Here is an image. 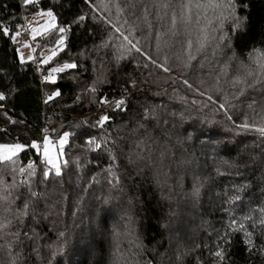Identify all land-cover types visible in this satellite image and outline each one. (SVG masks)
Wrapping results in <instances>:
<instances>
[{
    "label": "trees",
    "instance_id": "obj_1",
    "mask_svg": "<svg viewBox=\"0 0 264 264\" xmlns=\"http://www.w3.org/2000/svg\"><path fill=\"white\" fill-rule=\"evenodd\" d=\"M162 1L163 4L160 0H35L25 5L23 0H0V93L6 97L0 101L4 105L0 109V129H7L0 131V143L30 144L35 140L41 144L44 135L57 143L64 131L70 133L63 148L60 177L41 163L43 153L37 155L34 149H24L17 158V166L27 169L29 163L35 165V174L29 178L33 188L45 193L49 204L59 201L52 209L53 215L39 226L43 264H47L49 245L62 248L56 257L58 264H125L133 258L143 262L155 259L153 249L164 251L170 238L173 259L177 249L189 251L183 264H196L197 258L203 264H213L215 252L224 248L229 259L223 264H248L247 242L239 224L244 222L251 230V222L245 221L244 216L258 220L264 210V154L261 146H257L260 140L255 133L233 136L224 131L226 126H232V121L219 104L227 98V112L236 123L258 120L257 114L262 113L264 85L247 88L245 95L237 99L238 89L243 85L233 86L231 81L241 71V61L251 63L249 57L256 55L254 49L264 51V0H236L235 15L243 18L241 26L233 30L234 21L227 20L222 30L209 29L210 39L203 49L197 38L205 21L201 19L198 25L193 15V23L185 25L180 0ZM40 11H51L57 24L41 37H35L41 40L36 50L39 59L43 50L57 48L56 41L61 36L64 39L63 48L44 63L43 75L66 63L77 64L76 69L53 73L56 84L40 81L33 59L21 62L18 53L22 42L16 37L25 31L26 17ZM208 16L211 18L212 12ZM5 26L10 28L7 35L2 31ZM60 28L65 31L61 33ZM124 36H128L127 41ZM132 44L152 59L136 52ZM190 55L194 59H189ZM226 62L229 67L225 70ZM160 64L172 71L165 72L157 66ZM98 76L110 83H101ZM182 76L191 88L181 82ZM132 79L137 81L136 88L129 86ZM94 82L98 89L95 93L91 91ZM56 91L62 95L45 100V95ZM209 94L216 103L208 100ZM77 96L80 102H76ZM105 97L110 101L128 97L127 114L102 104ZM149 105L160 106L158 111L170 119L169 114L175 113L177 121L183 114L180 130L191 139L172 149L175 157L183 154L191 160L182 169L183 188L174 184L175 176L168 179L163 175L169 171L164 167L159 185L152 178L151 168L146 170L147 179L137 178L135 183L127 178L131 169H121L119 176L124 181V190L113 189L109 184L112 175L108 172L107 154L95 148L88 150L85 134L96 133L99 143L104 129L91 125L96 124L100 115L107 114L112 117L109 125H127L119 131L105 126L112 136L123 137L121 159L129 152L147 157L151 148L155 160L164 138L156 143L148 141L143 130L141 135L131 132ZM145 123L150 129L155 128V121ZM152 135L159 137L160 129L155 128ZM141 140L145 144L137 147ZM245 144L251 147L241 152ZM249 151L253 152L252 158L247 155ZM168 163L166 160L165 164ZM217 166L224 175L217 174ZM0 169L9 185L15 178L18 187L13 191L23 193L18 201L22 203L27 192L19 185L25 175L13 174L8 164H0ZM44 169L49 171L46 180L42 175ZM194 178L202 184L195 202L185 198V193L191 192ZM169 185L174 189L171 200L166 198ZM241 185L247 188L239 191V200L232 201ZM106 197H111L107 203ZM39 207L44 208L43 201ZM5 216L10 218L11 214L0 212V218ZM94 217L97 223L91 224ZM231 218L237 221L235 231L229 227ZM53 220L56 231L49 232ZM17 227L19 221H14L12 230ZM58 231H64L65 237L58 239ZM31 245V241L24 242L26 254L31 252ZM0 259H7L4 250H0ZM256 259L259 264V258ZM31 264H41L35 253Z\"/></svg>",
    "mask_w": 264,
    "mask_h": 264
},
{
    "label": "snow or ice",
    "instance_id": "obj_2",
    "mask_svg": "<svg viewBox=\"0 0 264 264\" xmlns=\"http://www.w3.org/2000/svg\"><path fill=\"white\" fill-rule=\"evenodd\" d=\"M23 3L25 5L27 4H33L35 3V0H23ZM167 7V5H165ZM180 8H181V20L185 25H190L193 23V15L196 16V24H200V20L203 19L205 23L203 25H200V34L198 35L197 42L199 43L200 49H203L207 42L210 39V32L209 29H211L212 32H215L217 30H222L224 22L227 20H233V30L239 28L241 26V21L243 18L236 17V0H180ZM193 9H195V13L193 12ZM212 12V17L209 18L208 13ZM45 14L48 17L51 18L48 25H45V27H51L54 26L52 24V21H54L55 17L53 16V13L51 11H48L47 13H41ZM81 20L84 19L83 16L80 17ZM175 16L173 17V23L175 24ZM215 23V27H213V24ZM2 31L5 35H7L10 31V28L8 26L3 27ZM36 29H33V32H36ZM59 31L63 33L65 31L64 28H60ZM18 34V33H17ZM123 35V34H121ZM124 40H128V36L123 37ZM215 38V37H212ZM219 39H223V36L219 37ZM131 44V41H129ZM57 48H63L64 46V39L61 36L56 41ZM132 48H135L136 52L141 53L142 55H145L147 59L151 60L152 58L150 56H147L146 53H143L139 47H137L135 44L131 45ZM57 48H54L52 50V56H49L42 60V63H46L48 60H51L53 56L57 53ZM189 48H191V42H189ZM131 49H129L130 51ZM256 52L255 56L249 57L251 63H245L241 61L239 65V69L241 71L238 72L237 75H235L232 78V84L233 86L236 85H243V87L238 89V95L237 99H239L240 96L245 95L247 88H255L257 85H264V51H261L260 49H254ZM31 59V57H29ZM189 59H194L191 55L189 56ZM21 62H23V57H21ZM153 63H156V61H152ZM95 63V62H94ZM158 67H162L165 72L172 71L171 68L165 66V64L157 65ZM189 65L185 64V67H188ZM139 67V65H137ZM144 67H147V65H144ZM229 67L228 63L226 62L224 65V69L226 70ZM77 64L76 63H66L63 65V67H56L52 68L51 71L48 73V75L45 77L46 81L51 82L52 84L57 83L56 77L53 75V73H60L63 72L64 69H76ZM98 80H100L101 83H110L109 80L106 78L97 77ZM181 82L185 85H187L189 88L192 87V85L189 83V81L185 78L181 79ZM219 82V81H218ZM173 83H175V80H173ZM130 87L136 88L137 81L135 79L130 80ZM83 91V90H81ZM93 93L97 92L98 89L95 87V82L93 85V88L91 89ZM128 91V86L124 87V92ZM201 95H205L204 92L200 93ZM62 93L60 91H56L51 93L48 96V100H52L53 97L61 96ZM130 93L128 96L130 97ZM208 100L212 101L213 103H216L217 101L213 99L212 95L207 96ZM6 97L4 94L0 93V101H4ZM80 96H77L76 102H80ZM48 101H45L47 103ZM101 103H107L109 107H113L117 111H122L125 114L128 112V108L126 107L128 103V97H122L115 101H110L107 97H105ZM255 103V101H253ZM228 104L227 98H225V103L219 104V108L225 110V114L227 115V119L229 121H232L231 127H225L224 131L226 133H232L233 136L240 135L241 133H247V132H253L255 133L260 140V144L257 146H261L262 154H264V108H262V113H258L259 119L252 120L251 122H241L236 123L233 121V118L230 114L227 112L226 105ZM249 107H252V104L249 105ZM4 105L0 104V109H3ZM158 108L160 106L158 105H149L144 108L143 116L140 120H137L135 122V125L132 127L131 132L135 133L136 135H141V130H143V135L147 137L148 141L159 143L161 137H163V143L160 148L159 156L153 160V157L151 155L152 149L149 148V155L145 157L141 153H133L129 152L126 157L121 159V155L124 151L123 145L120 143V141L123 139V137L120 136H112L111 132L108 131V128L105 127L106 125H109V122L112 120V117L107 114L100 115L99 119L96 121V124L91 125V127L95 128L99 126L100 128L104 129L103 135L99 137L100 142H97V134L96 133H86V147L88 150H92L95 148L96 150L104 151L108 156V163L109 168L108 172L110 175H112V179L109 180V184L112 186L113 189H119L120 191H123L122 185L124 184V181L120 178L119 173L121 169H127L130 168L131 171L128 173V179L135 183L137 181V178H139L140 181H143L147 179L146 176V170L151 168L153 170V180L156 184H160L159 176L161 174V170L164 167H168L169 171L164 172L163 175L168 177V179H172L173 176H175L174 184L176 186H179L180 188H183L184 184V178L185 173L182 171L184 166L191 163L190 159H187L181 154L179 157H175V154L172 153V149L175 148L177 145L183 146L188 140L191 139L190 136L186 134V132L182 133L181 123L183 120V114L180 115V121H177L176 114L171 113L169 116L163 115L160 111H158ZM7 115V113H5ZM208 118L205 117V120ZM155 121V128L160 129V136H153L152 132L155 130L150 129L148 125L145 123V121ZM13 123H23V121H12ZM131 121H129L130 123ZM110 127H116L117 130H122L127 127L126 124L122 125H109ZM0 131L7 132V129H0ZM47 131V130H45ZM70 133L67 131H64L62 135L59 138V153H63L64 145L68 142ZM43 145L39 144L37 141L33 140L30 144H23L18 142H12V143H0V164H8L10 165V171L15 174L19 173L21 175H25V180L20 182L19 187H23L26 189L27 196L23 199L22 203H18L20 200L21 195L23 193H20L17 189V185L14 182L9 185L4 179H3V169H0V212L3 213H10V218L8 216H5L3 218H0V241H4L3 243H0V250H4L5 254L7 256V259H0V264H31V256L33 253L36 254V257L38 260L41 261V264H43L44 257L41 254V245L39 241L43 238L41 233L42 229L39 228V226L47 222L49 220V217L53 215L52 209L55 207V203H59V201L54 202L53 204H49L47 202V196L43 192L36 191L33 186L32 182L29 179L32 177L35 173L33 171L35 165L33 163H29L27 169H25L23 166H17V158L18 154L22 152L26 148H31L36 150L37 155L42 152L44 156V163L45 165H50L54 171L55 175L57 177H60L62 175L60 164L58 163V159L56 157H53L51 155V150L49 147V136L44 135L42 137ZM173 140L175 143H173ZM141 144H145V141L141 140L140 143L137 144V147H140ZM103 146V147H102ZM251 146L248 144L244 145V148L241 149V152H244L245 150L249 149ZM117 149H119V153L117 152ZM170 154H172L170 156ZM247 155L249 158L253 157V152L249 151L247 152ZM168 160L169 163L166 165L165 161ZM66 163V162H65ZM221 163L228 164V161H222ZM173 166L175 168V171L173 172ZM234 166V165H229ZM113 170H115L116 175H113ZM217 174L224 175L223 172H221V169L219 166H217ZM42 175L44 180H46L49 177V171L44 169L42 170ZM43 183L44 181H40ZM167 183V181H165ZM201 182L199 180H196L194 178V182L192 185L191 192L185 193V198H190L193 202L197 201L200 196V189H201ZM246 185H241L239 189L237 190V193L234 194L231 197L232 201H236L240 199L239 191H242L246 189ZM174 189L172 185H169V194L166 197L167 199H174L172 193ZM111 199V197H106L104 199V202L107 203L108 200ZM44 202V208L41 209L39 207L40 202ZM2 204H7V207H2ZM56 215H59V213H55ZM75 215V214H73ZM245 221H250V228L245 227L244 222H241L239 224V230L243 232L244 238L247 242V248L248 251V264H257V257L259 258V264H264V210H262V214L260 218L254 219L250 215L244 216ZM14 221H19V227L15 228V230H12ZM53 227H50L48 229L49 232L56 231L55 228V221H51ZM91 224H96L97 220L96 218H92L90 221ZM237 221L235 218H231L229 222V227L235 231V225ZM4 229H8V231H4ZM227 234V233H226ZM64 231H58L57 237L64 238L65 237ZM5 236L10 237V239L5 240ZM255 237V239H253ZM222 241L224 240V237H220ZM25 241H31V252H28L26 254V251L23 247V244ZM62 243H66V241H61ZM50 248V254L47 257V264H58V261H56V257L61 253L62 248L60 246H57L55 248H52L50 245L48 246ZM217 248H220V245H217ZM171 249V238L169 239V245L167 248L164 249V251H159L158 248H154L153 252L155 253V259L151 260H145L141 262L140 260H137L133 258L130 261H125V264H165V261H167V264H183L184 257L189 255V251L185 250L183 252L177 251L175 252V259H173V255L170 254ZM227 248H224V250L216 251L215 252V260L213 264H223L224 260L229 259V257L226 255ZM139 255V254H137ZM196 264H203V261L197 258Z\"/></svg>",
    "mask_w": 264,
    "mask_h": 264
},
{
    "label": "rangeland",
    "instance_id": "obj_3",
    "mask_svg": "<svg viewBox=\"0 0 264 264\" xmlns=\"http://www.w3.org/2000/svg\"><path fill=\"white\" fill-rule=\"evenodd\" d=\"M162 2L163 1L160 0V3H162ZM41 13H47V12L40 11V12L32 14L31 16H27L26 17L27 22L24 23V28L27 27L32 32L33 37H41L43 34L49 32L52 28H54L56 26V24H57L56 23V18H55L54 21H52V24L54 26L45 27V25L49 24V21L51 20V18L48 17L47 15L41 14ZM33 29H36L37 31L33 32ZM16 40L22 42V44H21V46L19 47V50H18L20 60H21V57H23V62L32 60L33 59V52H32V49H31V43H29L27 41H22L21 35H18L16 37ZM60 49L61 48H57V51L60 50ZM52 50L51 49L43 50L40 53L41 54V59L40 60L42 61L45 58H47L49 56H52ZM29 57H31V59H29ZM49 141H50L49 147H50V150H51V155L53 157H56L58 159V163L61 165L62 158H63V153L62 154L59 153V148H60L59 142L54 143V142H52L51 139H49ZM42 145H43V141L41 142V146ZM40 153H43L42 152V147H41V152ZM41 163L43 165H45L44 158H42ZM45 166L49 167V169L54 170L50 165H45Z\"/></svg>",
    "mask_w": 264,
    "mask_h": 264
},
{
    "label": "built area",
    "instance_id": "obj_4",
    "mask_svg": "<svg viewBox=\"0 0 264 264\" xmlns=\"http://www.w3.org/2000/svg\"><path fill=\"white\" fill-rule=\"evenodd\" d=\"M21 37L24 41L31 43V49L33 52V61H34L35 66H36V71L40 77V81L45 80L46 76L43 75L44 63L41 62V60L39 59V57L36 53L37 46L41 43V40L33 37L32 32L27 27H26L25 31L22 33ZM54 75H56V73H54ZM44 98L46 100L48 98L47 95H45Z\"/></svg>",
    "mask_w": 264,
    "mask_h": 264
},
{
    "label": "water",
    "instance_id": "obj_5",
    "mask_svg": "<svg viewBox=\"0 0 264 264\" xmlns=\"http://www.w3.org/2000/svg\"><path fill=\"white\" fill-rule=\"evenodd\" d=\"M42 158H44L43 154H42Z\"/></svg>",
    "mask_w": 264,
    "mask_h": 264
}]
</instances>
